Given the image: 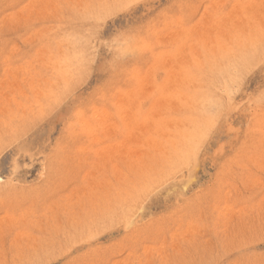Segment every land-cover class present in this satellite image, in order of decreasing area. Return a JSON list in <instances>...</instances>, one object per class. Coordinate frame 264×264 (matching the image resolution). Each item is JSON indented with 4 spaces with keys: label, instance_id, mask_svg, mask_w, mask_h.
I'll return each mask as SVG.
<instances>
[{
    "label": "rangeland",
    "instance_id": "rangeland-1",
    "mask_svg": "<svg viewBox=\"0 0 264 264\" xmlns=\"http://www.w3.org/2000/svg\"><path fill=\"white\" fill-rule=\"evenodd\" d=\"M263 41L264 0H0V264H264Z\"/></svg>",
    "mask_w": 264,
    "mask_h": 264
},
{
    "label": "bare ground",
    "instance_id": "bare-ground-1",
    "mask_svg": "<svg viewBox=\"0 0 264 264\" xmlns=\"http://www.w3.org/2000/svg\"><path fill=\"white\" fill-rule=\"evenodd\" d=\"M252 27H253V26H252ZM262 28H263V27H262ZM238 32H239V31H238ZM245 32H246V31H245ZM258 33H259V32H258ZM258 33H257V35H258ZM246 34H247V33H246ZM255 35H256V34H254V35H250V37H251V36L254 37ZM259 36H260V35H259ZM259 36H258V38L256 39V41H259ZM255 37H256V36H255ZM255 37H254V38H255ZM262 37H263V36H262ZM247 38H248V37H245V39H247ZM79 39H80V38H79ZM224 39H225V38H224ZM226 40H227V39H226ZM252 40H253V39H252ZM260 40H261V39H260ZM229 41H230V40H229ZM261 42H262V41H261ZM263 42H264V41H263ZM230 43H231V42H230ZM238 43H240V42H238ZM252 43L255 44L254 41L251 42V44H252ZM257 43H258V42H257ZM259 43H260V41H259ZM245 44H247V42H245ZM257 45H258V44H257ZM260 45H261V44H260ZM245 47L247 48V45H245ZM68 48H69V47H68ZM220 48H221V47H220ZM223 48H224V46H223ZM255 48H256V45H255ZM182 62H183V61H182ZM184 62H185V61H184ZM184 62H183V64H184ZM185 63H186V62H185ZM181 65H182V64H181ZM68 66H69V65H68ZM183 66H184V65H183ZM180 67H181V66H180ZM179 71H180V70H179ZM180 72H181V71H180ZM182 73H185V72H182ZM177 74H178V73H177ZM61 75H63V74H61ZM68 75H69V74H68ZM179 75H181V74H179ZM179 75H178V79H179ZM182 75H183V74H182ZM65 76H66V75H63L64 78H66ZM68 77H69V76H68ZM181 78H182V77H181ZM186 78H187V77H186ZM182 79H183V78H182ZM188 79H189V78H188ZM188 79H187V80H188ZM191 79H192V78H190V80H191ZM65 80H66V81H65ZM67 80H68V79H64L65 82H69V81H70V80H68V81H67ZM190 80H189V82H190ZM61 81H62V80H61ZM64 81H63V82H64ZM65 82H64V83H65ZM59 84H60V82H59ZM68 84H69V83H67V85H68ZM189 84H190V83H189ZM56 85H57V84H55V86H56ZM51 87H53V86H51ZM56 88H57V87H56ZM189 100H190V99H188V101H189ZM189 103H190V102H189ZM190 104H191V103H190ZM125 105H126V104H125ZM198 105H199V104H198ZM212 106H213V105H212ZM213 109H214V106H213ZM184 157H185V156H184ZM174 178H175V177H174ZM173 182H174V181H173ZM167 183H168V182H167Z\"/></svg>",
    "mask_w": 264,
    "mask_h": 264
}]
</instances>
